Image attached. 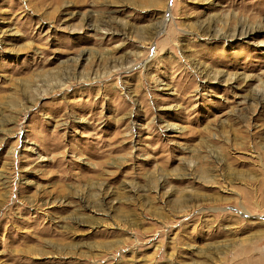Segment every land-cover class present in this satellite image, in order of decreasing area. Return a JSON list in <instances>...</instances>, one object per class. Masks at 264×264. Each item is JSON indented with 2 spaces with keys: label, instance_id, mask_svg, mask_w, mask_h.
<instances>
[{
  "label": "rangeland",
  "instance_id": "374dc122",
  "mask_svg": "<svg viewBox=\"0 0 264 264\" xmlns=\"http://www.w3.org/2000/svg\"><path fill=\"white\" fill-rule=\"evenodd\" d=\"M116 1L0 0V264H264V0Z\"/></svg>",
  "mask_w": 264,
  "mask_h": 264
},
{
  "label": "bare ground",
  "instance_id": "6f19581e",
  "mask_svg": "<svg viewBox=\"0 0 264 264\" xmlns=\"http://www.w3.org/2000/svg\"><path fill=\"white\" fill-rule=\"evenodd\" d=\"M110 5H112V7L109 10L105 8L103 12L97 11L90 13L88 16L89 26L95 27L110 23V21H112L113 18V13L116 11L115 6H118V3L116 0H112Z\"/></svg>",
  "mask_w": 264,
  "mask_h": 264
}]
</instances>
